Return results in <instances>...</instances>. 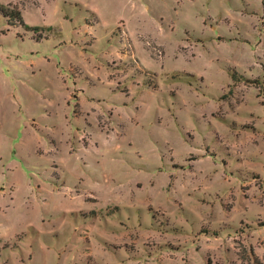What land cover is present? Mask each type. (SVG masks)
<instances>
[{
    "label": "rangeland",
    "instance_id": "1",
    "mask_svg": "<svg viewBox=\"0 0 264 264\" xmlns=\"http://www.w3.org/2000/svg\"><path fill=\"white\" fill-rule=\"evenodd\" d=\"M0 5V264H264V0Z\"/></svg>",
    "mask_w": 264,
    "mask_h": 264
},
{
    "label": "trees",
    "instance_id": "2",
    "mask_svg": "<svg viewBox=\"0 0 264 264\" xmlns=\"http://www.w3.org/2000/svg\"><path fill=\"white\" fill-rule=\"evenodd\" d=\"M0 13L7 17L8 19V25L9 26H20L22 29H24L25 31H29V32H32V33H35L38 31V28H35V27H27L20 14L17 13V12H14L12 10L8 11L5 7H2V5H0Z\"/></svg>",
    "mask_w": 264,
    "mask_h": 264
},
{
    "label": "crops",
    "instance_id": "3",
    "mask_svg": "<svg viewBox=\"0 0 264 264\" xmlns=\"http://www.w3.org/2000/svg\"><path fill=\"white\" fill-rule=\"evenodd\" d=\"M22 18V17H21ZM25 24V23H24ZM27 26V25H26ZM28 27V26H27Z\"/></svg>",
    "mask_w": 264,
    "mask_h": 264
}]
</instances>
